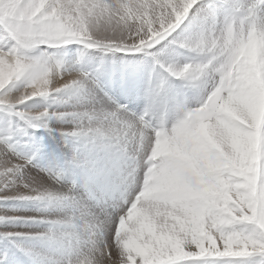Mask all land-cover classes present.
<instances>
[{
	"label": "snow or ice",
	"instance_id": "1",
	"mask_svg": "<svg viewBox=\"0 0 264 264\" xmlns=\"http://www.w3.org/2000/svg\"><path fill=\"white\" fill-rule=\"evenodd\" d=\"M0 264H264V0H0Z\"/></svg>",
	"mask_w": 264,
	"mask_h": 264
}]
</instances>
